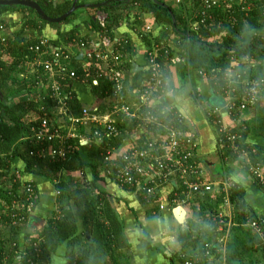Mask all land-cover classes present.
I'll return each instance as SVG.
<instances>
[{
    "label": "built area",
    "instance_id": "obj_1",
    "mask_svg": "<svg viewBox=\"0 0 264 264\" xmlns=\"http://www.w3.org/2000/svg\"><path fill=\"white\" fill-rule=\"evenodd\" d=\"M248 1L198 0L197 7L189 14H183V19L192 34L200 30L214 32L223 29L225 32L228 29L225 26L233 28L239 22L235 10L238 6L240 11L247 9L249 7L247 5H250ZM250 1L261 3L264 21V0ZM176 3L182 4V0H176ZM97 20L103 27L105 19ZM149 30L150 27L145 29ZM3 31L4 25L0 24V42L4 55L7 53L8 37L1 34ZM36 39L28 46V51L33 53L32 57L27 55L25 60L30 69L21 73V78L35 73L38 86H44L49 91L54 104L50 107H39V114L35 117L37 124L32 126L28 135L20 138V141H28L32 145L28 155L35 159L65 160L71 149L65 146L64 141L78 138L81 142L84 139L83 126L90 125L93 136L98 139L97 141H101L103 137L112 139L123 133L117 127L118 120L115 118L117 115H120L121 121L123 117L136 121L144 133L135 144L118 155L119 163H116L114 181L121 187L128 186L139 191L148 202L157 199L160 191L168 187V203H158L159 210L173 205L183 207L188 198L193 196L221 194L223 197L221 204L231 210L225 215L218 213L211 216L210 220L215 223V240L203 242L202 251L193 253L192 256L182 254L181 258L185 259L184 264L202 262L208 264L209 260L220 256L223 259L222 264H226V245L230 229L235 225L229 195L232 188L239 186L226 179L218 183L205 179L197 153L199 147L197 135L189 130L181 111L162 107V96L169 87V77L165 63L160 59L161 49H152L147 53V76L131 97L128 96L129 86L122 66L126 61L122 58L120 41L112 39L105 33L100 35L97 43L79 38L74 42L77 52L73 54L69 48L51 45L47 37L39 36ZM26 40L32 39L26 37ZM109 47L112 48L111 51L107 50ZM79 53L81 59H84L79 61L81 63L87 61V64L83 65L84 68L93 61L106 63L105 70L97 73L98 76L104 75L112 83V95H109L113 101L111 110L101 111L98 105H95L82 107L80 115L75 116L68 112V100L72 95L71 90L65 91L67 87L64 83L68 78L72 82L77 80L67 64L72 55H77L76 58L79 59ZM164 54L165 59L169 57L167 48ZM238 65L237 61H231L230 66L225 69L201 68L198 73L214 84L220 80L225 83L216 92L226 104L212 107L208 111V116L213 118L217 131V144L223 150L221 157L225 150L230 151L236 160L246 162L244 165L246 171L255 182L264 186V165L251 161L250 156L256 155L257 149L246 144L243 133L245 128L231 130L224 124L221 116L222 111L230 116L241 114L248 108L256 106L262 98L264 76L249 77L248 69L245 67L238 69ZM93 85H97L96 79L93 80ZM55 141H59L60 146L53 143ZM46 143L49 146H46ZM116 159L117 157L112 158L110 153L107 154L106 161ZM222 159L227 162L229 157L225 155ZM18 163L24 167L22 160L13 156L11 152L0 153V264H21L22 259L26 264H39L37 261L44 236L40 234L41 232H37L38 235L31 232L27 227L35 223L39 193L33 180L23 179L24 175L21 173L23 168L19 170ZM108 173L112 174L113 170L110 169ZM55 193L59 195V190L56 189ZM245 226L258 238L261 246H264L263 216L257 215V218L247 220ZM24 227L29 233L26 241L19 237L18 242L3 243V230Z\"/></svg>",
    "mask_w": 264,
    "mask_h": 264
},
{
    "label": "trees",
    "instance_id": "obj_2",
    "mask_svg": "<svg viewBox=\"0 0 264 264\" xmlns=\"http://www.w3.org/2000/svg\"><path fill=\"white\" fill-rule=\"evenodd\" d=\"M35 1L41 5L42 9L49 17H59L70 8L73 2V0H66L64 3L60 4L53 0ZM159 1L162 2V0ZM248 2L250 5H247L249 7L244 11H240V7L238 6L235 12H237L239 22L233 28L225 26L228 27L225 32L223 29L218 31L215 30L214 32L200 30L198 33L192 34L188 30L183 16L179 14L177 10L171 6L165 8L156 5L150 0H131L130 3L114 2L111 6L94 8L96 11L106 12L107 17L104 20L103 27L94 16L90 19L89 23L100 35L105 33L114 39V27L122 21L128 22L129 11L138 5L140 6L141 12L153 14L158 26L170 29L172 33L182 38L183 43L180 45V49L183 53H180V55L186 58L185 60H187V65L190 68L225 69L230 66L231 61H237L239 64L237 68L242 69L250 61L264 60V21L261 14V3L259 1L250 0ZM12 10L21 11L23 17L20 29L15 31L12 37L8 38L6 52L12 57L10 61L2 59L3 47L0 42V91L2 93V96H0V153L11 152L13 156L22 160L24 163L23 172L26 175L43 176L49 181L54 182L55 188L59 190V215H56L51 220L49 219L40 233L44 236V242L40 246V254L39 259L37 258V262H39V264H50L51 252L55 250L56 246L60 245L65 239H69L70 242L74 240V234L77 231L76 213L80 216L85 230H88L90 233L95 229L98 231L102 245L113 255L119 248L115 245H124L121 226L114 210L110 209L109 206L107 207L108 202L105 204L102 203L104 196H101V194H94L93 187L97 181H103L107 178L115 182L114 172L116 170V163H119L118 157L114 161H106V157L110 151L120 146L123 133L112 139L103 137L98 149H95L98 139L93 136L92 127L90 125H85L82 127V132L88 134L86 135L88 140L87 145H81L78 138L65 140V146L71 149L65 160H51L48 158L35 159L28 155L32 145L28 141H20V138L28 135L32 126L37 124L35 123L37 122L35 121V117L39 114V107H50L54 102L49 96V91L45 89L44 86H38V78L35 73L26 75L24 78L14 77L13 73L19 70V65L22 64L21 61L23 59L26 60L28 57L27 55L31 57L33 55L32 52L28 51V46L33 44L37 39L26 40L24 36L26 29L29 28L39 31L40 28L50 23L43 21L30 8L23 6H0V14ZM171 12L175 18V26L172 25ZM73 16L74 13L66 18L63 23L71 21ZM215 36H220V40L209 41ZM79 38L88 40L85 36H79L77 28H75L72 29L71 32L58 33L55 39H49V41L51 45L55 47H66L71 50L75 48L74 42H77ZM127 47V41L120 42L121 52L129 50V47ZM164 50L165 47L162 46L160 50V59L162 62L165 61ZM72 56L70 57L67 67L70 71L74 72L77 81L89 86L92 94L99 100L112 95L111 81L104 75L98 76L97 72L100 70H98L97 67L95 68L93 63L87 68H84L82 63L76 58L77 55ZM122 66L127 70L130 68V63L126 62ZM146 76V74L141 75V72H137L129 89L137 91L141 81ZM247 76L262 78L264 76V66L258 65L254 69L249 68ZM94 79L97 80V85H93ZM70 80L71 79L68 78L67 82L64 83V86L67 87L65 91L71 90L72 95L68 100V112L76 116L80 115L82 104L76 97L74 91H72L74 82ZM224 84L222 80L217 84L211 82V86L214 90L216 89V91L218 88L223 87ZM128 96H130V94H128ZM262 98H264V91L262 93ZM100 110L105 111V107L100 106ZM137 126L138 124L135 121H130L124 117L122 121L120 117L117 122V127L122 130V132L124 129H131ZM243 133L246 138V130H244ZM58 142L55 141L53 143H57L56 145L60 146ZM46 146L49 145L46 143ZM106 147L109 148L105 149ZM82 151H86L90 155L94 152L95 157L90 159L92 161L86 162L82 157ZM225 155H227L230 160L235 159L230 151L223 153L222 158ZM250 159L253 163L262 162L261 152H259L258 148L257 154L250 156ZM226 163H228V161L225 162L223 160V164ZM87 168H90L92 172L93 179L90 183L85 181L84 177L77 179V182H74V179L70 181H64L62 179V172L65 170L69 172H82ZM110 169L113 170L112 174L108 173ZM221 171L222 170H218L215 175H222L224 172L221 174ZM101 173L102 176L100 175ZM255 183L264 191L263 185L257 182ZM123 188L134 190V188L128 186H124ZM244 194V191L240 187H235L230 190L229 198L234 207L233 221L235 225L230 229L229 239L226 245V264H245L244 257L246 253L254 251L259 253L264 260V246H261L258 238L245 226L247 220L255 219L257 215H255L247 204ZM218 195L221 196L219 193L216 196ZM210 196L212 195L207 194L204 195L203 198L197 197L207 202L209 200L211 201ZM196 201L197 200L194 202ZM217 201L218 199H216V202ZM207 204H200L199 210L194 207L191 218L187 219L186 229L181 232L179 236V242L183 251L191 246L195 249L194 253L200 252L202 251L201 247L203 242H212L215 240V223L210 220L213 215L211 212H214V210ZM206 208H210V210L205 212ZM209 212L211 215L208 214ZM25 231L26 234H24ZM2 237L3 243L6 244L12 241L18 242L19 237L26 241L29 237V233L25 227L17 229L10 228L8 230H3ZM91 244L93 243H87V245ZM257 244L258 246H256ZM113 246H115V249H113ZM88 249H90V247ZM29 251L32 253L31 250ZM26 253L29 254L28 250H26ZM177 259L184 263L185 259H182L180 255ZM80 261L81 259L78 257L77 263L80 264ZM73 263L74 260L70 259L69 264ZM21 264H26V261L22 259ZM196 264L206 263L202 262ZM248 264H264V261L256 259L254 263L250 261Z\"/></svg>",
    "mask_w": 264,
    "mask_h": 264
},
{
    "label": "crops",
    "instance_id": "obj_3",
    "mask_svg": "<svg viewBox=\"0 0 264 264\" xmlns=\"http://www.w3.org/2000/svg\"><path fill=\"white\" fill-rule=\"evenodd\" d=\"M53 1L62 4L66 0ZM105 1L110 2L107 6H111L115 2L113 0H79L78 2L80 4H93ZM162 2L167 7L171 6L177 10L182 16L192 12L198 4L197 0H182V4H177L176 0H162ZM93 16L96 19H105L107 13L96 11L94 8L81 7L74 12L73 19L68 23H50L40 28L39 31L28 28L24 36L30 39L39 36L55 39L58 33L71 32L72 29L77 28L79 36H85L91 42L97 43L100 39L99 32L91 27L89 23ZM22 17L21 11L16 10L0 14V24L4 25V31L1 34L8 38L12 37L13 33L20 29ZM128 17V22L122 21L113 29L114 39L120 42L127 41L129 47H127L129 50L122 52L123 60L130 63V68L125 70L127 85L132 84L137 72H141V75L146 74V57L150 50L156 48L158 50L162 46L167 48L169 57L165 59L164 65L169 77V87L162 96L164 98L162 107L181 111L185 116L187 127L197 135L199 145L197 153L204 169L203 176L205 179L216 183L222 179L234 182L244 191V198L253 212L264 216V191L257 186L254 179L246 171L244 166L246 162L242 163V160L228 159V163L223 164L221 157L223 150L217 144V131L213 118L208 116V111L212 107H220L226 104V101L218 95L209 80L199 75L198 70L201 68H190L187 65L186 58L180 55V53H183L180 49V45L183 43L182 38L172 33L170 29L158 26L153 14L141 12L138 5L129 11ZM147 27H150L149 31H145ZM219 40L220 36H215L209 41ZM111 49L109 47L107 50L111 51ZM70 51L76 54L77 49L72 48ZM2 59L9 61L12 57L7 52L2 56ZM78 60L84 59L80 57ZM21 63L23 65L13 73L14 77L21 78V73H24L28 67L24 59ZM92 63L100 71H104L106 68L104 61H93L88 65H92ZM86 64L87 61H83L82 65ZM72 91H74L82 107L98 105L99 108L100 106L105 107V111L112 109L113 101L111 98L97 99L92 94L91 88L79 81L74 82ZM129 92L131 97L134 96L135 90L129 89ZM261 102H264L263 98L256 106L248 108L236 116H230L225 111L221 112V116L224 124L231 130L238 131L241 127L245 128L247 134L246 144L259 149L264 165V108H262L264 104L261 105ZM115 118L119 120L120 115ZM143 133L139 124L137 127L124 129L120 146L110 151V156L112 158L118 157L119 154L135 144ZM82 135L84 139L80 144L87 145L86 135L88 134L82 132ZM100 143L101 141H98L97 145L95 144V149H98ZM82 152V157L86 162L92 161L90 159L95 157L94 152L92 155L86 151ZM226 152L228 151L225 150ZM17 166L19 170L24 168L21 163H18ZM218 170H222L221 174L224 173L216 176ZM21 173L24 175V180H33L39 193L35 221L39 225L42 224L43 228L33 232L38 231L40 233L49 219L51 220L59 215V195L55 193L54 182L43 176L26 175L23 170H21ZM100 175L102 176V173ZM80 177H84V180L90 183L93 179L91 169L87 168L82 172H69L66 170L62 172L64 181L74 179V182H77ZM167 188L160 191L157 199L148 202L139 191L124 189L108 178L97 181L93 187L94 194L104 196L102 203L108 202L107 207L109 206L116 213L121 226L124 245H115L119 247L118 250L113 255L110 254L108 249L102 245L98 231L95 229L90 233L85 230L80 216L76 213L77 231L74 234V240L70 242L69 239H65L60 245L56 246L55 250L51 252L50 264H69L70 259L78 264V257L81 259L80 264H184L177 257L182 254L192 256L195 249L189 246L183 251L179 236L186 229L187 219L191 218L194 207L199 210L200 203L198 201L194 202L196 199L187 197L188 201L183 206L187 212L186 220L183 224H179L173 214L176 206H168L163 210H159L157 207L158 203H168L167 192L169 190ZM199 197L202 196L199 195ZM86 232L89 233L88 236H86ZM90 242L93 244L87 245ZM115 246H113V249H115ZM89 247L90 249H88Z\"/></svg>",
    "mask_w": 264,
    "mask_h": 264
},
{
    "label": "water",
    "instance_id": "obj_4",
    "mask_svg": "<svg viewBox=\"0 0 264 264\" xmlns=\"http://www.w3.org/2000/svg\"><path fill=\"white\" fill-rule=\"evenodd\" d=\"M79 0H73L70 8L63 13L62 15H60L59 17H49L45 11L42 9L41 5L35 1V0H0V6H9V7H15V6H23V7H27L32 9L38 17H40L43 21H46L48 23H61L64 22L66 20V18H68L70 15H72L77 9L83 7V8H98V7H102V6H107L110 2L109 1H105V2H101V3H86V4H80L78 3ZM115 2H124V3H129L131 0H113ZM152 3L165 7L167 8V5H165L163 2L159 1V0H150ZM171 16H172V25L175 26V18L174 15L171 12ZM81 57V53L79 54V58ZM134 67H136L135 64H133ZM0 96H2V93L0 91ZM164 101V98H162V102ZM173 214L174 217L176 219V221L179 224H183L186 220V209L182 206H177L175 207V209L173 210ZM37 223V224H35ZM34 224H30L27 225V227L29 228V230L31 232L35 231V230H40L43 228V225L40 224L35 221ZM89 233L86 232V236H88Z\"/></svg>",
    "mask_w": 264,
    "mask_h": 264
},
{
    "label": "rangeland",
    "instance_id": "obj_5",
    "mask_svg": "<svg viewBox=\"0 0 264 264\" xmlns=\"http://www.w3.org/2000/svg\"><path fill=\"white\" fill-rule=\"evenodd\" d=\"M11 59H9V61H10ZM258 65H262V66H264V60L263 61H251V62H249V63H247L246 64V66H245V68L246 69H249V68H252V69H254V68H256ZM30 69V67H27L25 70H29ZM263 101H264V98H263ZM262 104H264V102H261V105ZM262 108H264L263 106H262ZM264 110V109H263ZM211 198V201L209 200V201H207V202H205L202 198H198V197H195V196H193L192 197V199H196L197 201H199V203L200 204H203V205H206L208 202V204L207 205H210V208L211 209H213L214 210V212H211V214H213V215H216V214H223V215H225V214H228V211L229 210H231L228 206H226V205H224V204H221L220 203V201L221 202H223V197H222V195L221 196H210ZM216 199H218V201L216 202ZM191 205H193V204H191ZM202 206V205H201ZM210 208L208 209V208H206L205 210V212H207V211H209L210 210ZM232 209H233V211H234V207H233V205H232ZM210 212L208 213V214H210ZM210 214V215H211ZM255 215H257L256 213H255ZM27 232H28V230H27ZM38 232V231H37ZM36 232V233H37ZM24 234H26V231L24 232ZM39 233H37V235H38ZM250 235V234H249ZM244 261H245V264H248V263H250V261H253V263H254V261L256 260V259H259L260 261H264L263 260V257H261L260 256V254L259 253H257V252H248V253H246V255H245V257H244ZM222 257H217V259H214V260H209V262H208V264H222L223 262H222Z\"/></svg>",
    "mask_w": 264,
    "mask_h": 264
}]
</instances>
